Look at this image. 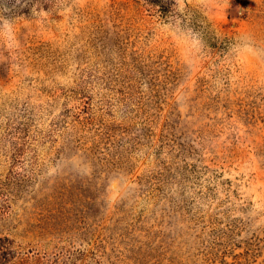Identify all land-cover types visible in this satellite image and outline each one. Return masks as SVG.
I'll return each mask as SVG.
<instances>
[{
	"label": "rangeland",
	"instance_id": "obj_1",
	"mask_svg": "<svg viewBox=\"0 0 264 264\" xmlns=\"http://www.w3.org/2000/svg\"><path fill=\"white\" fill-rule=\"evenodd\" d=\"M175 1L0 0V264H264V0Z\"/></svg>",
	"mask_w": 264,
	"mask_h": 264
},
{
	"label": "trees",
	"instance_id": "obj_2",
	"mask_svg": "<svg viewBox=\"0 0 264 264\" xmlns=\"http://www.w3.org/2000/svg\"><path fill=\"white\" fill-rule=\"evenodd\" d=\"M149 2L157 6L159 15L163 18L180 16L182 20L193 29H196L200 32L203 41L208 47H214L217 45L218 38L213 34V30L209 22H207L201 14L195 12L190 7L179 11L176 8L175 0H148ZM227 45V40H222L219 46Z\"/></svg>",
	"mask_w": 264,
	"mask_h": 264
}]
</instances>
